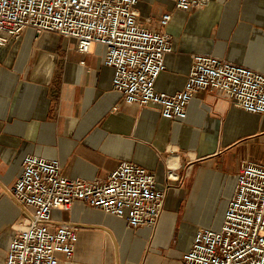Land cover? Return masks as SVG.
I'll return each instance as SVG.
<instances>
[{"label": "crops", "instance_id": "obj_1", "mask_svg": "<svg viewBox=\"0 0 264 264\" xmlns=\"http://www.w3.org/2000/svg\"><path fill=\"white\" fill-rule=\"evenodd\" d=\"M206 1L189 10L171 0L137 5L149 28L173 15L166 32L174 49L157 91L182 90L195 54L264 73V0ZM105 52L94 44L81 53L75 39L37 37L33 28L0 45V264L32 214L13 197L27 155L58 160L65 177L88 181L133 163L155 175L158 190L171 187L154 228L132 229L83 201L54 210L53 225L78 235L73 258L57 253L58 264H183L199 229H221L241 164L264 165V113L246 112L211 90L196 93L179 121L155 104L127 105L113 90Z\"/></svg>", "mask_w": 264, "mask_h": 264}, {"label": "built area", "instance_id": "obj_2", "mask_svg": "<svg viewBox=\"0 0 264 264\" xmlns=\"http://www.w3.org/2000/svg\"><path fill=\"white\" fill-rule=\"evenodd\" d=\"M175 9L201 8L206 0H171ZM140 0H0V45L18 39L27 28L36 36L57 33L77 41L88 53L94 44L106 49L104 64L114 69L113 90L127 105L155 104L161 115L183 120L196 93L218 91L240 109L264 113V73L212 55L192 56L182 90L174 95L156 90L173 52L166 32L172 13L159 19L160 28L138 20ZM14 199L32 209L7 251L6 264H58L57 253L71 259L77 231L55 227L52 213L69 211L76 201L127 221L132 229L157 227L167 191L157 189L155 175L133 163H124L107 179H72L62 173L58 160L36 155L23 159ZM173 178V174H170ZM183 264H264V165L244 161L220 230L201 228L183 256Z\"/></svg>", "mask_w": 264, "mask_h": 264}, {"label": "clouds", "instance_id": "obj_3", "mask_svg": "<svg viewBox=\"0 0 264 264\" xmlns=\"http://www.w3.org/2000/svg\"><path fill=\"white\" fill-rule=\"evenodd\" d=\"M179 165H177V167H178Z\"/></svg>", "mask_w": 264, "mask_h": 264}]
</instances>
